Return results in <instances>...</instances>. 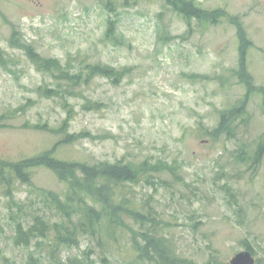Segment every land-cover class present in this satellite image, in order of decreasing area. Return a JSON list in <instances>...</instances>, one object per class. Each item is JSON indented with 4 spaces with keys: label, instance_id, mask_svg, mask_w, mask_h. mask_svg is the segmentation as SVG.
I'll return each mask as SVG.
<instances>
[{
    "label": "rangeland",
    "instance_id": "obj_1",
    "mask_svg": "<svg viewBox=\"0 0 264 264\" xmlns=\"http://www.w3.org/2000/svg\"><path fill=\"white\" fill-rule=\"evenodd\" d=\"M195 1L210 20L166 0H0V264H157L139 260L146 232L195 264L244 251L264 264V0ZM238 107L243 117L214 137ZM47 153L146 166L148 180L117 195L147 222L122 213L112 233H84L53 255L56 225L69 223L56 200L81 189L45 165L26 168L27 182L10 169ZM37 219L48 239L27 236Z\"/></svg>",
    "mask_w": 264,
    "mask_h": 264
},
{
    "label": "trees",
    "instance_id": "obj_2",
    "mask_svg": "<svg viewBox=\"0 0 264 264\" xmlns=\"http://www.w3.org/2000/svg\"><path fill=\"white\" fill-rule=\"evenodd\" d=\"M166 2L189 19L204 22L205 20H210L209 16H212L208 11L202 9L195 0H166ZM48 63L46 66L48 69L58 67L57 61H48ZM90 70L92 74L112 78L114 83L119 82L121 79L116 77L117 71L102 65H95ZM75 78L77 79H71L83 81L81 76ZM61 79L68 80L63 73ZM75 84L79 83L75 82ZM242 115L243 107L224 112L213 136L217 138L224 133H230L233 124ZM263 151L264 140L258 147V156ZM43 165L55 171L62 181H68L69 178L76 179L73 185H78L81 189L76 191V193L70 194L65 201L66 203L56 200L57 207L62 214L67 215L69 223L67 225H56L65 230H57L51 247L53 255L59 253L62 248L78 246L80 237L84 233H95V235L97 232L112 233L119 225V217L122 213H127L142 225L147 222L148 218L136 208L134 203H131L126 197L117 195V191L120 190L122 184H139L143 179L148 180L147 176H149L150 171H148L146 166L142 170H136L130 165L123 164L91 165L88 162H66L55 158L53 154L47 153L38 159L13 165L10 169L15 177L27 182L26 177H29V173L25 169ZM85 193H89L90 199L101 207V210L88 206L87 199L84 196ZM80 211L82 212L80 220L78 223H74L72 216ZM49 231L50 227L42 220L37 219L36 224L30 228L27 236L35 235L42 239H48ZM21 232L24 234L23 231ZM141 234L145 245H137L139 260L157 264H195L194 262L178 258L175 252L170 249L168 241L163 237H156L150 232ZM103 263L107 264L108 259H105ZM28 264H41V260L33 258ZM69 264L81 263L78 259H70Z\"/></svg>",
    "mask_w": 264,
    "mask_h": 264
},
{
    "label": "water",
    "instance_id": "obj_3",
    "mask_svg": "<svg viewBox=\"0 0 264 264\" xmlns=\"http://www.w3.org/2000/svg\"><path fill=\"white\" fill-rule=\"evenodd\" d=\"M230 264H256V260L252 253L244 251L237 254L231 261Z\"/></svg>",
    "mask_w": 264,
    "mask_h": 264
}]
</instances>
